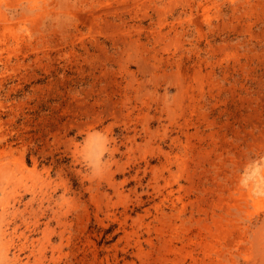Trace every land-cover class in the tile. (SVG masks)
<instances>
[{"label":"rangeland","instance_id":"obj_1","mask_svg":"<svg viewBox=\"0 0 264 264\" xmlns=\"http://www.w3.org/2000/svg\"><path fill=\"white\" fill-rule=\"evenodd\" d=\"M0 264H264V0H0Z\"/></svg>","mask_w":264,"mask_h":264}]
</instances>
